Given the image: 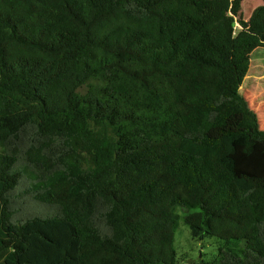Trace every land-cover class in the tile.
Returning <instances> with one entry per match:
<instances>
[{"label": "trees", "instance_id": "16d2710c", "mask_svg": "<svg viewBox=\"0 0 264 264\" xmlns=\"http://www.w3.org/2000/svg\"><path fill=\"white\" fill-rule=\"evenodd\" d=\"M242 1L0 0V264H182L180 220L217 244L191 264H264Z\"/></svg>", "mask_w": 264, "mask_h": 264}, {"label": "rangeland", "instance_id": "374dc122", "mask_svg": "<svg viewBox=\"0 0 264 264\" xmlns=\"http://www.w3.org/2000/svg\"><path fill=\"white\" fill-rule=\"evenodd\" d=\"M262 0H243L241 3L243 19L247 20ZM237 30L240 25L236 23ZM240 93L248 107L257 115L258 124L264 129V47H258L252 51L250 67L240 87ZM23 188V186H22ZM18 211L13 219L24 218L32 215H51L52 211L43 204L33 199L21 198ZM176 257L182 264H191L200 259L209 260L217 255V244L213 239H195L190 235L189 228L179 221L174 237Z\"/></svg>", "mask_w": 264, "mask_h": 264}]
</instances>
